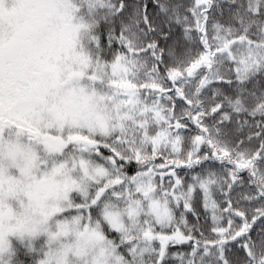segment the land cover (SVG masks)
Here are the masks:
<instances>
[{"label":"snow or ice","instance_id":"obj_1","mask_svg":"<svg viewBox=\"0 0 264 264\" xmlns=\"http://www.w3.org/2000/svg\"><path fill=\"white\" fill-rule=\"evenodd\" d=\"M21 255L264 264V0H0V264Z\"/></svg>","mask_w":264,"mask_h":264},{"label":"trees","instance_id":"obj_2","mask_svg":"<svg viewBox=\"0 0 264 264\" xmlns=\"http://www.w3.org/2000/svg\"><path fill=\"white\" fill-rule=\"evenodd\" d=\"M184 247H186V246H184ZM183 250H184L183 247H177V248L174 247V248H173V251H174V252H176V251H180V252H182ZM19 259L22 260V258H20V257H19ZM23 261H25V264H31V261H30V259H29L28 257H25Z\"/></svg>","mask_w":264,"mask_h":264},{"label":"rangeland","instance_id":"obj_3","mask_svg":"<svg viewBox=\"0 0 264 264\" xmlns=\"http://www.w3.org/2000/svg\"><path fill=\"white\" fill-rule=\"evenodd\" d=\"M180 247V246H176L175 248ZM20 258H22V260H24L25 256L21 255Z\"/></svg>","mask_w":264,"mask_h":264}]
</instances>
